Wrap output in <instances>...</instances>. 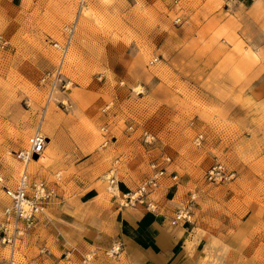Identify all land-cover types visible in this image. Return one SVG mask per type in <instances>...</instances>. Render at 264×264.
Returning a JSON list of instances; mask_svg holds the SVG:
<instances>
[{"label": "rangeland", "instance_id": "1", "mask_svg": "<svg viewBox=\"0 0 264 264\" xmlns=\"http://www.w3.org/2000/svg\"><path fill=\"white\" fill-rule=\"evenodd\" d=\"M36 130L51 140L30 177L66 199L85 181L135 187L156 163L200 264H264V0H0L2 200ZM216 163L228 178L208 180Z\"/></svg>", "mask_w": 264, "mask_h": 264}, {"label": "crops", "instance_id": "2", "mask_svg": "<svg viewBox=\"0 0 264 264\" xmlns=\"http://www.w3.org/2000/svg\"><path fill=\"white\" fill-rule=\"evenodd\" d=\"M78 161H74L75 169ZM94 185L90 181L83 188L76 184L71 189L77 192L67 199L59 187H52L55 197L18 245L24 264H36L46 254L52 256V264L69 256L70 264H200V246L192 243L187 224L171 223L175 210L167 205L165 191L158 190L161 207L153 213L120 207L122 194L134 187L114 186L117 193L109 194L106 188ZM0 200L8 204L7 198ZM115 242L121 245L120 254L109 257L106 251ZM3 251L0 246V259Z\"/></svg>", "mask_w": 264, "mask_h": 264}, {"label": "built area", "instance_id": "3", "mask_svg": "<svg viewBox=\"0 0 264 264\" xmlns=\"http://www.w3.org/2000/svg\"><path fill=\"white\" fill-rule=\"evenodd\" d=\"M73 28V25L66 27L69 37L72 35ZM54 46L57 47L58 45L54 44ZM67 46V40L64 45L58 46L63 56L67 51ZM61 67V65H58L55 70L47 72L41 77V82L49 80V97H51L56 87L67 86L66 80L61 73ZM47 140L48 138L45 134L36 130L28 138L27 145L15 152V157L22 166L14 185L3 187L8 204L4 205L0 210V246L8 248V255L0 259V264H17L15 255L20 241L34 229L39 216L44 214L46 207L55 197L54 189L48 187L44 181L32 179L28 172L29 163L33 159L41 158L46 148ZM150 168L152 173L147 178L122 194L120 207H139L153 213L159 211L161 206L157 200V193L167 170L166 167L156 163H152ZM229 175V172H225L222 163H216L208 170L207 178L212 181H220L223 178H228ZM178 222L185 224L191 222L187 210L178 209L175 211L171 223L176 224ZM120 251V243L115 242L106 251V255L117 257Z\"/></svg>", "mask_w": 264, "mask_h": 264}, {"label": "bare ground", "instance_id": "4", "mask_svg": "<svg viewBox=\"0 0 264 264\" xmlns=\"http://www.w3.org/2000/svg\"><path fill=\"white\" fill-rule=\"evenodd\" d=\"M40 159H41V158H39V159H33V160L29 163V166H31V167L35 166V165L40 161ZM113 181H114V180H112V182H113ZM112 189L115 190V187L113 186Z\"/></svg>", "mask_w": 264, "mask_h": 264}]
</instances>
